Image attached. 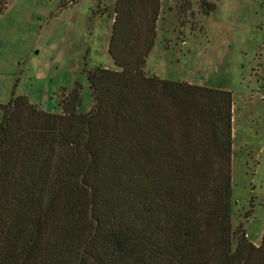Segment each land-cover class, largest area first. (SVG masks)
Wrapping results in <instances>:
<instances>
[{"label": "trees", "instance_id": "1", "mask_svg": "<svg viewBox=\"0 0 264 264\" xmlns=\"http://www.w3.org/2000/svg\"><path fill=\"white\" fill-rule=\"evenodd\" d=\"M161 7L115 1L89 111L80 83L61 113L0 104V264H264L233 224L232 92L146 70Z\"/></svg>", "mask_w": 264, "mask_h": 264}, {"label": "rangeland", "instance_id": "2", "mask_svg": "<svg viewBox=\"0 0 264 264\" xmlns=\"http://www.w3.org/2000/svg\"><path fill=\"white\" fill-rule=\"evenodd\" d=\"M115 1L9 0L0 12V104L23 94L47 112L61 113L64 90L80 83V109L89 111L88 70L117 68L109 51ZM161 3L146 70L232 92L233 224L245 227L259 244L264 231V0Z\"/></svg>", "mask_w": 264, "mask_h": 264}]
</instances>
